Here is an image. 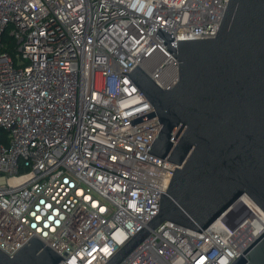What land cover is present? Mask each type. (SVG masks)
<instances>
[{
	"label": "built area",
	"instance_id": "built-area-1",
	"mask_svg": "<svg viewBox=\"0 0 264 264\" xmlns=\"http://www.w3.org/2000/svg\"><path fill=\"white\" fill-rule=\"evenodd\" d=\"M228 0H0V250L32 237L58 264H104L159 210L177 165L147 152L161 123L125 72L161 88L179 39L216 35ZM264 232L240 195L201 232L165 221L119 264H231Z\"/></svg>",
	"mask_w": 264,
	"mask_h": 264
},
{
	"label": "water",
	"instance_id": "water-1",
	"mask_svg": "<svg viewBox=\"0 0 264 264\" xmlns=\"http://www.w3.org/2000/svg\"><path fill=\"white\" fill-rule=\"evenodd\" d=\"M178 60V79L164 89L140 66L127 73L153 111L123 133L161 123L147 152L175 163L158 212L104 264H119L152 230L170 221L201 232L240 195L264 211V0H228L215 36L179 39L158 28ZM61 256L32 237L0 264H58ZM64 259V258H62ZM231 264H264V232Z\"/></svg>",
	"mask_w": 264,
	"mask_h": 264
}]
</instances>
